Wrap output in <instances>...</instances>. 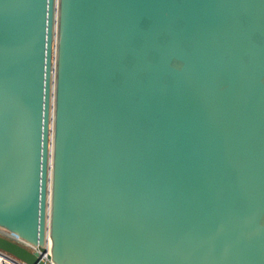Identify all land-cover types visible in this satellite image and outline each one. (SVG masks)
Wrapping results in <instances>:
<instances>
[{
    "label": "water",
    "instance_id": "1",
    "mask_svg": "<svg viewBox=\"0 0 264 264\" xmlns=\"http://www.w3.org/2000/svg\"><path fill=\"white\" fill-rule=\"evenodd\" d=\"M0 224L57 264H264V0H0Z\"/></svg>",
    "mask_w": 264,
    "mask_h": 264
},
{
    "label": "built area",
    "instance_id": "2",
    "mask_svg": "<svg viewBox=\"0 0 264 264\" xmlns=\"http://www.w3.org/2000/svg\"><path fill=\"white\" fill-rule=\"evenodd\" d=\"M0 233L18 241L19 243L25 245L35 254L41 256V258L48 264H57L51 254L50 249V239H48L44 244L32 243L29 240L22 238L17 232L0 225ZM0 264H30L26 260L16 256L12 252L0 247Z\"/></svg>",
    "mask_w": 264,
    "mask_h": 264
},
{
    "label": "bare ground",
    "instance_id": "3",
    "mask_svg": "<svg viewBox=\"0 0 264 264\" xmlns=\"http://www.w3.org/2000/svg\"><path fill=\"white\" fill-rule=\"evenodd\" d=\"M53 40L54 41L56 40L55 32H54ZM53 51H54V49H53ZM52 87H53V81H52L51 89H52ZM52 97L53 96H52V93H51V101L53 100ZM52 114H53V109H52V106H51V108H50V120H49V125H50V129H49V152H51V150H52L51 141H52V138H53V136H52V134H53V131H52V127H53L52 126ZM48 159L50 160V155H49V158ZM47 195H48V193H47Z\"/></svg>",
    "mask_w": 264,
    "mask_h": 264
},
{
    "label": "rangeland",
    "instance_id": "4",
    "mask_svg": "<svg viewBox=\"0 0 264 264\" xmlns=\"http://www.w3.org/2000/svg\"><path fill=\"white\" fill-rule=\"evenodd\" d=\"M1 225V224H0Z\"/></svg>",
    "mask_w": 264,
    "mask_h": 264
}]
</instances>
